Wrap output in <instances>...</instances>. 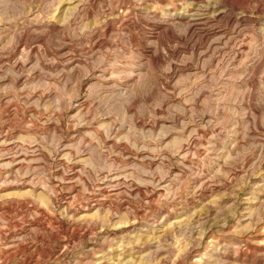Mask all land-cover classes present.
Listing matches in <instances>:
<instances>
[{"label": "clouds", "instance_id": "1", "mask_svg": "<svg viewBox=\"0 0 264 264\" xmlns=\"http://www.w3.org/2000/svg\"><path fill=\"white\" fill-rule=\"evenodd\" d=\"M260 237L264 0H0V264H264Z\"/></svg>", "mask_w": 264, "mask_h": 264}, {"label": "rangeland", "instance_id": "2", "mask_svg": "<svg viewBox=\"0 0 264 264\" xmlns=\"http://www.w3.org/2000/svg\"><path fill=\"white\" fill-rule=\"evenodd\" d=\"M65 239H67V235H65ZM260 239H264V237H260ZM254 245H255V242H254Z\"/></svg>", "mask_w": 264, "mask_h": 264}]
</instances>
